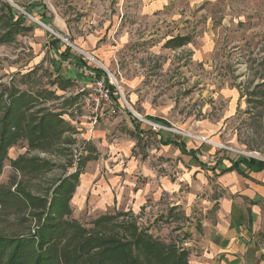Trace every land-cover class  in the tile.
Here are the masks:
<instances>
[{"label":"rangeland","instance_id":"374dc122","mask_svg":"<svg viewBox=\"0 0 264 264\" xmlns=\"http://www.w3.org/2000/svg\"><path fill=\"white\" fill-rule=\"evenodd\" d=\"M150 4L152 11L146 12ZM55 16L76 37L102 36L94 50H81L113 75L129 104V96L135 93L166 108L170 121L163 124L169 128L200 141L203 137L193 133L194 121L220 119L227 113L230 98L237 95L242 101L228 132L224 131L234 137V145L224 137L215 143L264 158V0H0V84L21 98L26 105L22 109H29L27 117L53 114L61 121L56 132L48 131L47 139L31 144L36 133L28 132L9 146L0 173V193L19 185L32 195L48 197L56 182L70 174L71 148L80 137L67 118L75 100L64 96L61 102L54 88L61 89L66 81L53 78L47 57L35 64L33 32L24 29L36 25L53 36L34 22L38 20L62 36L53 27ZM176 38H184L185 44H170ZM84 89L83 108L89 94ZM65 90L77 91L75 86ZM21 157L37 159L41 165L46 162L48 167L38 173L12 167L11 162ZM31 213L0 209V235L33 233L37 224ZM71 218L76 220L73 210ZM144 220L139 228L166 245L176 247L181 236L190 237L188 229L175 234L186 225L181 213L158 215L151 223ZM78 222L86 229L93 227L92 222Z\"/></svg>","mask_w":264,"mask_h":264},{"label":"crops","instance_id":"0c3cea01","mask_svg":"<svg viewBox=\"0 0 264 264\" xmlns=\"http://www.w3.org/2000/svg\"><path fill=\"white\" fill-rule=\"evenodd\" d=\"M147 10L152 11L151 4ZM51 21L60 35L72 38L80 49L94 50L102 39L76 37L58 16ZM27 27L38 53L35 64L47 57L53 78L67 82L54 90L61 102L75 100L67 118L79 140L89 143L70 202L74 219L90 223L119 214L121 222L140 227L143 219L151 223L158 215L181 213L186 225L175 234L188 229L190 237L181 236L176 247L187 253L186 264H264V168L251 167L215 143L224 137L233 144L234 137L224 131L228 132L242 99L233 95L220 119L194 121L193 133L208 142L153 132L128 113L102 120L94 131L85 132L82 95L89 64L40 27ZM120 40L123 44L125 38ZM72 86L75 93L65 90ZM129 99L137 113L140 109L142 115L169 123L166 108L144 95L132 93Z\"/></svg>","mask_w":264,"mask_h":264},{"label":"trees","instance_id":"16d2710c","mask_svg":"<svg viewBox=\"0 0 264 264\" xmlns=\"http://www.w3.org/2000/svg\"><path fill=\"white\" fill-rule=\"evenodd\" d=\"M24 29L30 31L29 27ZM173 43L179 47L185 44V39L176 38L170 41ZM8 92V88L0 84V173L10 145L22 140L28 132L36 133L31 144L47 139L48 131L56 132L61 124L59 115L27 117L29 109H22L25 103L16 97V92ZM261 95L264 96V92ZM262 98L259 102H263ZM242 159L251 167L264 168L261 161ZM35 160L21 157L11 164L15 169H27L30 173L48 167L46 162L41 165ZM81 172L82 167H79L75 173L58 180L48 197L32 195L19 185L13 191L0 193V209L17 214L32 210L31 217L37 224L28 235H0V264H142V261L186 264L184 250L161 243L133 222H121L119 214L98 218L92 222L91 230L73 220L70 200Z\"/></svg>","mask_w":264,"mask_h":264},{"label":"built area","instance_id":"2783aa9c","mask_svg":"<svg viewBox=\"0 0 264 264\" xmlns=\"http://www.w3.org/2000/svg\"><path fill=\"white\" fill-rule=\"evenodd\" d=\"M34 22L37 25L47 29L55 38L59 39L71 51H74L76 55L81 57V59H83L90 66V69L86 73V78L88 79L86 89H88L89 94L87 102L84 105L82 115V123L85 132L90 133L94 131L95 127L102 120L116 119L121 115L128 113L138 123L149 127L153 132H167L180 137L199 140V138L195 136L169 128L167 125L161 122H157L146 115L137 113L136 110H134L132 106H130L126 101L124 94L113 75L110 74L107 69L102 67L92 54L78 49L68 41L69 39L67 37L59 36L38 20H34ZM201 141L208 142L204 138H201ZM88 144L89 143L87 140H79L72 146V165L70 166V174L75 173L79 169L80 164L86 155ZM220 148L237 157L253 159L264 163V158H260L256 153L241 151L229 146H221ZM262 248L264 249V244H262Z\"/></svg>","mask_w":264,"mask_h":264}]
</instances>
